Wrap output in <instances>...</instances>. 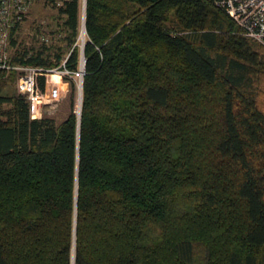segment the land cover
<instances>
[{
    "label": "trees",
    "instance_id": "obj_1",
    "mask_svg": "<svg viewBox=\"0 0 264 264\" xmlns=\"http://www.w3.org/2000/svg\"><path fill=\"white\" fill-rule=\"evenodd\" d=\"M43 1L61 45L16 24L9 62L67 88L31 117L0 71V264H264V46L211 0H84L79 94L81 0Z\"/></svg>",
    "mask_w": 264,
    "mask_h": 264
},
{
    "label": "built area",
    "instance_id": "obj_2",
    "mask_svg": "<svg viewBox=\"0 0 264 264\" xmlns=\"http://www.w3.org/2000/svg\"><path fill=\"white\" fill-rule=\"evenodd\" d=\"M211 1L227 13L244 36L250 37L264 46V0ZM31 2L32 0H0V71L8 73L13 70L16 73L15 89L28 100L30 116L38 117L41 112L36 105L37 102H40L43 96L42 92H45V89H39L37 76H44L45 86L46 73L53 69L9 62V31L25 18ZM58 2L59 0H57ZM65 71L67 72V70ZM80 71L73 72L78 79V84L81 80Z\"/></svg>",
    "mask_w": 264,
    "mask_h": 264
},
{
    "label": "rangeland",
    "instance_id": "obj_3",
    "mask_svg": "<svg viewBox=\"0 0 264 264\" xmlns=\"http://www.w3.org/2000/svg\"><path fill=\"white\" fill-rule=\"evenodd\" d=\"M57 29L56 19H55V10L50 7L49 4L45 3L43 0H33L30 5V9L26 14L25 18L20 22L18 29L15 33V38L18 42L24 43L25 45H33L37 46L40 42H44L47 45H51L56 47L61 45L60 37L61 33L55 31ZM81 32V22L78 29V34L76 37L75 44L79 48V60H78V70H81V77L83 74V63L82 58L83 52L81 54L80 47L84 43V25ZM83 34V37H82ZM65 45L62 44V50L65 53L66 48ZM65 48V49H64ZM83 49V45H82ZM84 62V60H83ZM82 64V65H81ZM82 67V68H80ZM50 72L46 73V84L44 86L45 92H42V97L40 102H37V109L42 111L52 110L55 107L56 99L63 95L67 88V84L61 79L60 74L62 72H66L64 68L60 67H51ZM51 75H54V79L51 80L50 85L47 80L51 78ZM73 76L76 81H78L76 75L73 73ZM16 78V73H15ZM53 82V83H52ZM81 82V80H80ZM12 89L15 88V80L10 84ZM9 87V88H10ZM10 88V89H11Z\"/></svg>",
    "mask_w": 264,
    "mask_h": 264
},
{
    "label": "water",
    "instance_id": "obj_4",
    "mask_svg": "<svg viewBox=\"0 0 264 264\" xmlns=\"http://www.w3.org/2000/svg\"><path fill=\"white\" fill-rule=\"evenodd\" d=\"M81 4H82V7H81V16H80L81 18H80V22H81V28H83V22H84V18H83L84 17V0H82V3ZM82 45L80 47L81 54H82ZM83 60H84V58H82V63H83ZM78 89H79V94H80V83L78 84Z\"/></svg>",
    "mask_w": 264,
    "mask_h": 264
},
{
    "label": "bare ground",
    "instance_id": "obj_5",
    "mask_svg": "<svg viewBox=\"0 0 264 264\" xmlns=\"http://www.w3.org/2000/svg\"><path fill=\"white\" fill-rule=\"evenodd\" d=\"M85 29V28H84ZM83 31V30H82ZM82 37H83V34H82Z\"/></svg>",
    "mask_w": 264,
    "mask_h": 264
}]
</instances>
